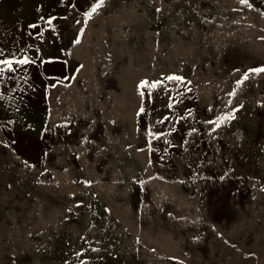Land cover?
Returning a JSON list of instances; mask_svg holds the SVG:
<instances>
[{"label": "rangeland", "instance_id": "374dc122", "mask_svg": "<svg viewBox=\"0 0 264 264\" xmlns=\"http://www.w3.org/2000/svg\"><path fill=\"white\" fill-rule=\"evenodd\" d=\"M98 4L73 56L114 144L52 176L0 157V264H264V0Z\"/></svg>", "mask_w": 264, "mask_h": 264}, {"label": "crops", "instance_id": "0c3cea01", "mask_svg": "<svg viewBox=\"0 0 264 264\" xmlns=\"http://www.w3.org/2000/svg\"><path fill=\"white\" fill-rule=\"evenodd\" d=\"M98 1L0 0V22L19 18L26 23L27 57L33 61L14 63V71L0 76V157L23 163L31 174H65L83 146L114 144L115 125L108 111L113 97L102 95L97 84L93 89L78 86L73 56L76 34L97 31L90 22L98 17V8L92 12ZM61 16L81 20L49 19ZM54 33L66 34L64 40L49 36ZM58 43L64 51L54 53ZM123 124H118L121 129Z\"/></svg>", "mask_w": 264, "mask_h": 264}, {"label": "built area", "instance_id": "2783aa9c", "mask_svg": "<svg viewBox=\"0 0 264 264\" xmlns=\"http://www.w3.org/2000/svg\"><path fill=\"white\" fill-rule=\"evenodd\" d=\"M29 45L28 27L22 19L0 22V59H22Z\"/></svg>", "mask_w": 264, "mask_h": 264}, {"label": "snow or ice", "instance_id": "6c2138e0", "mask_svg": "<svg viewBox=\"0 0 264 264\" xmlns=\"http://www.w3.org/2000/svg\"><path fill=\"white\" fill-rule=\"evenodd\" d=\"M100 3H103V0H100ZM100 7V4H96L94 7H92V12H95L97 10V8ZM89 15H91V13H89ZM49 23H51V20H49ZM33 27H35V25H33ZM14 63L16 65H29L31 63H33L32 60H30L27 56H25L22 59H17L15 61H13L12 59H0V65H6L7 67H0V76H2L4 74V72L7 71H14L13 65ZM252 72H264V68H257V69H252L250 70ZM169 80H177V81H181L183 78L179 77V76H169L168 77ZM248 76L245 75L244 76V80H247ZM146 86H149V82L148 81H142L140 84V88L143 90ZM152 87H155V84L151 85ZM143 91H141V95H143ZM141 112L144 111L143 108L140 109ZM233 117L228 116L225 117L224 119H232Z\"/></svg>", "mask_w": 264, "mask_h": 264}]
</instances>
